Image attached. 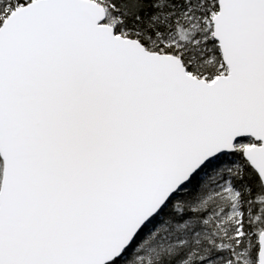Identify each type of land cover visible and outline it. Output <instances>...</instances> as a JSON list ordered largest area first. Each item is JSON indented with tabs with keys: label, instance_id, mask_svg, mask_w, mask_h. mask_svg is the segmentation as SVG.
I'll return each mask as SVG.
<instances>
[{
	"label": "snow or ice",
	"instance_id": "snow-or-ice-1",
	"mask_svg": "<svg viewBox=\"0 0 264 264\" xmlns=\"http://www.w3.org/2000/svg\"><path fill=\"white\" fill-rule=\"evenodd\" d=\"M0 264H264V0H0Z\"/></svg>",
	"mask_w": 264,
	"mask_h": 264
}]
</instances>
